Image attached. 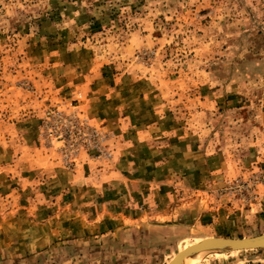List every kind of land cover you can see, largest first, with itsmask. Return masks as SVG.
Masks as SVG:
<instances>
[{
	"label": "rangeland",
	"instance_id": "rangeland-1",
	"mask_svg": "<svg viewBox=\"0 0 264 264\" xmlns=\"http://www.w3.org/2000/svg\"><path fill=\"white\" fill-rule=\"evenodd\" d=\"M58 58L142 79L177 125L198 131L205 152L222 155L225 168L202 183L204 199L191 209L221 213L211 228H190L172 242V235L165 243L147 231L24 241L0 252V264H169L207 238L264 234V213L252 211L264 199V0H0L1 215L20 205L16 191L25 186L26 200L36 199L28 194L36 189L28 164L38 163L26 137L30 120L41 123L47 107L82 99L56 86ZM174 190L178 198L198 194ZM199 264H264V249L212 254Z\"/></svg>",
	"mask_w": 264,
	"mask_h": 264
},
{
	"label": "crops",
	"instance_id": "crops-1",
	"mask_svg": "<svg viewBox=\"0 0 264 264\" xmlns=\"http://www.w3.org/2000/svg\"><path fill=\"white\" fill-rule=\"evenodd\" d=\"M83 69L81 64L75 65L65 58H58L52 66L53 72H59L56 86H62L58 89L64 96L80 91L79 106L94 122L114 133L110 145L114 159L108 165L82 155L78 165L70 170L51 148L38 144L40 121L30 120L26 137L36 147L38 163L28 164L32 171L28 176L36 188L28 194H35L36 199L26 200V191L30 190L27 186L15 190L20 195V205L0 214L2 255H8V246L24 241L40 246L62 238L87 239L99 234L147 231L151 237L167 243L169 235L174 236L169 238L172 242L181 239L190 228H211L221 209L216 212L191 206L204 199L199 196L202 183L215 174L216 179L221 178L219 174L225 168L222 155L206 153L201 134L177 125L157 96L142 88V79H125L123 73L110 76L107 66L95 63ZM43 110L40 109L41 116ZM210 142L216 144L214 139ZM175 188L192 189L198 194L194 191L196 196L191 200L185 195L178 198ZM256 207L252 211L264 213V199ZM6 232L13 233V240L4 235ZM4 238L8 240L2 241ZM28 251L25 248L21 253Z\"/></svg>",
	"mask_w": 264,
	"mask_h": 264
},
{
	"label": "built area",
	"instance_id": "built-area-1",
	"mask_svg": "<svg viewBox=\"0 0 264 264\" xmlns=\"http://www.w3.org/2000/svg\"><path fill=\"white\" fill-rule=\"evenodd\" d=\"M41 120L39 140L51 148L63 166L70 170L78 165L82 155L99 161L112 155V132L91 123L76 103L63 102L47 107Z\"/></svg>",
	"mask_w": 264,
	"mask_h": 264
},
{
	"label": "water",
	"instance_id": "water-1",
	"mask_svg": "<svg viewBox=\"0 0 264 264\" xmlns=\"http://www.w3.org/2000/svg\"><path fill=\"white\" fill-rule=\"evenodd\" d=\"M216 242L202 245L188 253L189 250L199 245L201 242ZM187 249L183 254L174 258L169 264H187V258H199V263L208 255L217 253H231L247 249H264V234L256 236H244L237 238L221 237L207 238Z\"/></svg>",
	"mask_w": 264,
	"mask_h": 264
},
{
	"label": "bare ground",
	"instance_id": "bare-ground-1",
	"mask_svg": "<svg viewBox=\"0 0 264 264\" xmlns=\"http://www.w3.org/2000/svg\"><path fill=\"white\" fill-rule=\"evenodd\" d=\"M210 243H216V242H208V241H206V242L200 244L197 247H200V246L205 245V244H210ZM193 250H194V248H193ZM186 261H187V264H199V258H197V257H195V258H187Z\"/></svg>",
	"mask_w": 264,
	"mask_h": 264
}]
</instances>
